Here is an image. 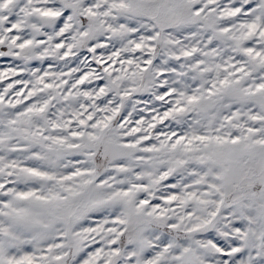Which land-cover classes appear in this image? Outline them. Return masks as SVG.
Listing matches in <instances>:
<instances>
[{
    "label": "snow or ice",
    "instance_id": "snow-or-ice-1",
    "mask_svg": "<svg viewBox=\"0 0 264 264\" xmlns=\"http://www.w3.org/2000/svg\"><path fill=\"white\" fill-rule=\"evenodd\" d=\"M0 264H264V0H0Z\"/></svg>",
    "mask_w": 264,
    "mask_h": 264
}]
</instances>
